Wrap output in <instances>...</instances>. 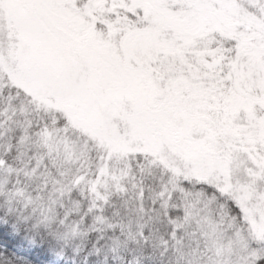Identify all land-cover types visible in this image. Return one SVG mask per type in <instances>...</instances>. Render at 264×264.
Listing matches in <instances>:
<instances>
[{
  "label": "snow or ice",
  "instance_id": "6c2138e0",
  "mask_svg": "<svg viewBox=\"0 0 264 264\" xmlns=\"http://www.w3.org/2000/svg\"><path fill=\"white\" fill-rule=\"evenodd\" d=\"M0 264H264V0H0Z\"/></svg>",
  "mask_w": 264,
  "mask_h": 264
}]
</instances>
